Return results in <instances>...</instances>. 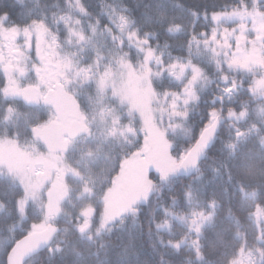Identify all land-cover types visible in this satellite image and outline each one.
Returning <instances> with one entry per match:
<instances>
[{
	"label": "snow or ice",
	"instance_id": "snow-or-ice-1",
	"mask_svg": "<svg viewBox=\"0 0 264 264\" xmlns=\"http://www.w3.org/2000/svg\"><path fill=\"white\" fill-rule=\"evenodd\" d=\"M0 264H264V0H0Z\"/></svg>",
	"mask_w": 264,
	"mask_h": 264
}]
</instances>
